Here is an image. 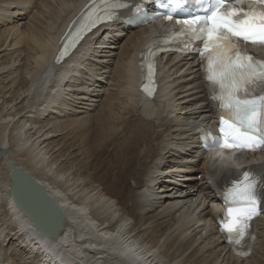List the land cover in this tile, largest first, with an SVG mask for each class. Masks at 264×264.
Listing matches in <instances>:
<instances>
[{"label": "bare ground", "instance_id": "bare-ground-1", "mask_svg": "<svg viewBox=\"0 0 264 264\" xmlns=\"http://www.w3.org/2000/svg\"><path fill=\"white\" fill-rule=\"evenodd\" d=\"M84 1L0 0V48L11 50L16 46L6 54L7 61L0 63V75L7 73L0 80L9 78L18 67L11 71L6 65L23 60L22 68L9 82L16 84L13 96L25 101L11 113L0 107V264H24L20 259L9 261L2 243L24 252L34 264H264V211L256 220V238L246 258L233 257L217 231L222 185L217 175L222 169L210 162L198 138L202 126L215 128L217 110L196 57H162L156 69L155 96L149 98L139 90L142 81L137 62L158 26L150 22L134 27V20L121 19L86 39L69 64H50L53 51L59 48V35ZM145 7L150 15L159 11L153 3ZM22 19L25 21L21 23ZM44 19L49 22L46 26ZM115 30L118 32L112 36ZM121 31L129 33L117 43ZM114 48L118 52L114 53ZM106 52L116 56L111 69L115 88H105L92 117L91 113L77 117L72 104H81L88 97L94 72L107 70L103 58H98ZM82 71L86 77L78 79ZM152 106L157 107L155 112ZM176 109L185 111L184 116H169ZM56 111L66 119L58 120ZM49 122L53 123V132L67 130L64 137L72 140L63 143V155H51L58 143L52 147V142L43 144V151L40 143L30 139L23 142L19 135L24 124L42 123L39 126L44 127ZM92 137L95 143H91ZM144 145L148 147L142 151ZM74 146L73 154L85 157L107 153V173L119 171L117 180L106 179V188L113 192L118 184L125 186L144 162L142 172L133 176L136 187L129 205L124 203L118 210L112 201L113 192L103 193L105 188L100 191L98 186L83 183L77 171L70 177L73 166L63 167L62 163L53 170L56 158L65 156L64 151ZM237 159L243 165L260 163L264 152ZM8 160L42 185L62 211L65 221L57 237L42 236L17 208L9 193Z\"/></svg>", "mask_w": 264, "mask_h": 264}, {"label": "snow or ice", "instance_id": "snow-or-ice-1", "mask_svg": "<svg viewBox=\"0 0 264 264\" xmlns=\"http://www.w3.org/2000/svg\"><path fill=\"white\" fill-rule=\"evenodd\" d=\"M103 10L96 7L89 12L87 24L76 33L70 45L60 55L67 54V47H74L83 32L90 30L103 19H112L107 11L108 0H102ZM171 8H183L188 0H167ZM203 15L177 20L180 29L173 30V37H183L189 43L202 41V59L206 58L207 80L219 95L214 96L223 113L220 116V137L214 140L216 159L226 158L231 167V154L240 150H264V58L259 61L248 53L239 41L264 46V0H196ZM113 7H123L113 0ZM165 19L171 20L168 15ZM156 51L149 50L142 56L152 87H145L148 95H154ZM59 59V57H58ZM264 168V163L261 164ZM225 201L230 206L222 230L230 243L239 245L249 235L250 222L264 211V177L259 180L247 169L242 179L226 191ZM245 255L246 253H240Z\"/></svg>", "mask_w": 264, "mask_h": 264}, {"label": "rangeland", "instance_id": "rangeland-1", "mask_svg": "<svg viewBox=\"0 0 264 264\" xmlns=\"http://www.w3.org/2000/svg\"><path fill=\"white\" fill-rule=\"evenodd\" d=\"M28 15H29V13L26 14L25 17H27ZM14 19L16 20L17 18L14 17ZM24 21H25L24 19L20 20L21 23L24 22ZM44 21H46L45 24H44L46 26L49 22H48V20H45V19H44ZM116 32H118V31H116V30L115 31H112V36L114 34L116 35ZM122 32H124V33H122ZM119 33H120V36H116V37H119V40L117 41V43L119 41H120V43L122 41H124V38L126 37L125 34L126 33H129V32L121 31ZM121 33H122V35H121ZM109 41H107V42H109ZM15 48H16V46L13 49H11V50L9 49V47H2V48H0V50L2 49L0 51V57H1L0 58V63H1V65L4 64L7 61L8 56L6 54L7 53H10V52H13L15 50ZM111 50H113V49H111ZM113 51H114V53L115 52H118V48H114ZM110 53H107L106 52L104 54V57H101V56L99 57L98 56V58H103L102 59V60H104L103 64H107L108 65V68H107V70L105 72H103V70H98V71L94 72V75H95L93 77V84L94 85H92V84H89L88 85L87 84L89 86L88 89L90 88V90L87 93V96L88 97H86V99H82L81 100V102H83L84 104L83 103L78 104V101H76L77 103L72 104V107H73V109H75V112H76V116L77 117L86 116V115H88L90 113H91L90 114L91 115L90 117H92V114H95L97 112V110L99 109L100 104H101V101L103 100V97H104V93H106V89L107 88H109V89H114L115 88V86L112 85V84H114V82H112V80H111V77H112L111 69L114 66V62H112V61L115 60L116 56H114V55H112ZM14 56L15 55H13V58H14ZM18 61L16 63H14L13 61H11L8 65H6V68L7 69H10L11 71H13L14 68H15V66L18 65L17 70L14 71L15 73L12 74L7 79H5V77H2V78L5 79V80L2 79V80H4V82H2V80H0L1 81L0 82V92H1L0 93V107L3 110L5 109V112H8V113L15 112V110H17L18 108L20 109L22 107L23 102H25L24 100H22L20 102V99L21 98L16 99V97H14L15 95L13 96V94L15 92V86H16V84L13 85V83L9 82L10 79H11V77H14L16 75V73L19 71L18 69L22 68L23 60H20L19 62ZM11 63H12V65H11ZM17 63H19V64H17ZM87 67H89V66H87ZM186 68H187V66H186ZM181 72L184 73V70L181 71ZM100 73H101V75H98ZM6 74L7 73H5L3 75H0V77L1 76H5ZM83 75L86 77V73L84 74V72L82 71V73H79L78 74V79L79 78H82ZM99 76H101V78ZM80 81H82V80L81 79L80 80H74V83L77 84ZM3 86H5V87L1 90V87H3ZM4 92H6V94L3 95ZM189 92H190V94H192L194 92V90L191 89ZM89 96H91V97H89ZM9 100H10V103H9ZM5 101H8V102L5 103ZM37 104H38V102H37ZM90 104H92V106ZM35 107H38V106H35ZM152 108H153L152 110L154 112L157 109V107H153V106H152ZM65 109H66V107H65ZM65 109L62 108V110H65ZM191 109H193V108H191ZM26 111H27V109L22 112V115H24V113ZM30 114H32V113H30ZM179 114H181L182 116H184L185 111H179L178 109H176V111H174V113L169 114V116H179ZM54 115H56L57 116V119L60 120V121H64L66 119L65 117L62 116V113H59L58 114L57 111H56V113ZM51 117H49V118H51ZM150 117H152V114L151 115H148V118H150ZM18 118L19 117H15V120L18 119ZM21 119H23V118H21ZM36 119H37V117H36ZM44 121L45 122L48 121V118H46V116L44 117ZM52 121H54V120H52ZM51 122H49L44 127H40L39 126L42 123H40V124L39 123L38 124L36 123L35 125L28 124V123L27 124H24V129L22 130V132H19V135L21 136V139H22L23 142H25V140H28V139H30V141H37L38 143H40V146L42 147V150L43 151L45 150V147H44L43 144H47L48 142H52L51 143V146H50V147H52L53 145H55V144L58 143L57 146H56V148L54 149L56 151L53 152L51 150V155L52 156H54V155L57 156L60 153H62L61 155H63V152H61V151L63 149H65V147H66V144L63 145V143H65V142L67 143V142H70L72 140L68 139L67 137H64L66 135V133H67V130L53 132L52 129H53L54 126H53V123H51ZM150 128L152 129V126L151 125H150ZM93 138L94 137L91 138V143L92 142L95 143V141L93 140ZM195 141L197 142V140H195ZM41 142H43V143L41 144ZM10 143H11V141H10ZM191 145H192L191 147H193V143ZM10 147H11L12 150H14V151H16V152L19 153V151H18L19 149L18 148L12 147L11 144H10ZM147 147H148V145H144L141 150L143 151ZM75 148L76 147L74 146V148H71L69 151H64L65 156H63L61 158H56L57 161H56V164L53 166V170L54 171L57 170V169H54V167L57 164H58L59 167H61L63 164H64L63 167L73 166V168H71L70 171H69V173H70L69 176L70 177H72V173L75 174L76 171H77V173H80L79 176L81 177V179H83V183L89 182V185L98 186V189L100 191L103 188H105L103 190V193L104 192H113V189H109V188L107 189L106 188L107 187V186H105V185H107L106 179L110 178V179H113V180H117L118 177H119V171L117 169H115V170H112L109 173H107V171H106L107 168L104 166V164H105L104 163V159L107 158V153H104L102 156H98L97 155L96 157H94V156L85 157L83 154H81V155H79V153L73 154L75 152V150H74ZM108 150L109 151L111 150V146H108ZM65 152H67V153H65ZM70 152H72L71 155H68ZM175 152H176V149H174V151H172V154L175 153ZM66 155L68 156L67 159H65ZM171 158H173V157H171ZM49 159H51V158H49ZM168 159L169 158H167V160ZM71 163H72V165H71ZM143 167H144V162L141 163L134 170V172L132 173V175H130V178H129V180H128V182H127V184L125 186H123L122 184H118L117 188H115V190L113 192L114 198L112 199V201H113L114 204H116V207H117L118 210H120L121 208H123L124 203L127 204V205H129V203H130V197L134 194V190H135V187H136V181L133 180L134 179L133 176L136 174V172H142ZM185 168H183L184 169L183 171L187 170ZM67 174H68V172H67ZM199 174L201 175V173H199ZM199 174L197 175L198 176V179L200 177ZM2 176H3V174L1 173V177ZM195 177H196V175H195ZM145 178H146V175L144 176V179ZM200 183L201 182H198V184H200ZM86 184H88V183H86ZM117 190H119V191H117ZM116 202H118V204ZM200 213L201 212H199L198 215H200ZM2 245H4L3 246V253H5L7 256L10 257V260L9 261H16L17 259H20V261L22 263H24V264H34V261L33 260H30V259L28 260L26 257H24L25 256L24 252H16V251H13V247L7 245V243L6 244L2 243ZM21 251H22V249H21ZM230 264H231V262H230Z\"/></svg>", "mask_w": 264, "mask_h": 264}, {"label": "water", "instance_id": "water-1", "mask_svg": "<svg viewBox=\"0 0 264 264\" xmlns=\"http://www.w3.org/2000/svg\"><path fill=\"white\" fill-rule=\"evenodd\" d=\"M6 168L10 178L9 193L17 208L42 236L57 237L65 221L60 208L30 174L14 166L13 160L7 161Z\"/></svg>", "mask_w": 264, "mask_h": 264}]
</instances>
